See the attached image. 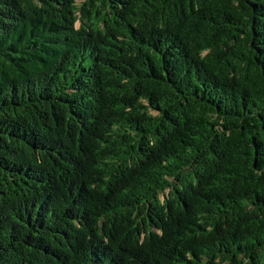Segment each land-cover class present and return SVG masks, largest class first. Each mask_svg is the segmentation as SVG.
<instances>
[{
  "label": "trees",
  "instance_id": "16d2710c",
  "mask_svg": "<svg viewBox=\"0 0 264 264\" xmlns=\"http://www.w3.org/2000/svg\"><path fill=\"white\" fill-rule=\"evenodd\" d=\"M0 264H264V0H0Z\"/></svg>",
  "mask_w": 264,
  "mask_h": 264
}]
</instances>
